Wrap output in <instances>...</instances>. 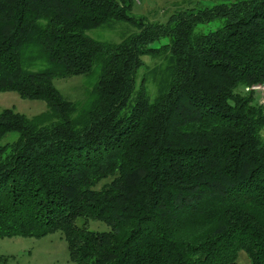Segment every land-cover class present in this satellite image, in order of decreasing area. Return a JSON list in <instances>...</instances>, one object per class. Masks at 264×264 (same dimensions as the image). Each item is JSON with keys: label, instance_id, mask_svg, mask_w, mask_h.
<instances>
[{"label": "trees", "instance_id": "16d2710c", "mask_svg": "<svg viewBox=\"0 0 264 264\" xmlns=\"http://www.w3.org/2000/svg\"><path fill=\"white\" fill-rule=\"evenodd\" d=\"M133 4L0 0V91L48 107L0 110V237L59 231L80 264H264V104L250 89L264 85V0L164 22ZM115 22L132 29L119 41L87 33ZM28 51L47 66L25 68ZM95 65L80 110L53 80Z\"/></svg>", "mask_w": 264, "mask_h": 264}, {"label": "rangeland", "instance_id": "374dc122", "mask_svg": "<svg viewBox=\"0 0 264 264\" xmlns=\"http://www.w3.org/2000/svg\"><path fill=\"white\" fill-rule=\"evenodd\" d=\"M232 0H134L132 13L135 15L146 16L149 20L164 22L168 16L179 9L198 10L205 6H211L220 2H229ZM222 20L215 19L207 23L200 24L198 31L208 32L221 26ZM131 26L124 22H115L111 26H105L97 29H91L87 33L96 39L102 41H119L130 31ZM159 45V42L153 44ZM148 64V69L141 68L138 72V81L144 73L148 77V93L150 99L154 98L156 85L152 79L155 75V68H152V60L148 56L144 57ZM23 65L31 70L43 69L47 66L46 61L40 56H34V53L28 51L23 57ZM162 68V69H161ZM160 71L163 72L164 65ZM159 71V73H160ZM99 65H95L90 74L71 77H57L54 85L69 100L80 104V110L89 106L92 99L89 96L97 81ZM253 89V88H252ZM256 91V102L264 104V88L253 89ZM10 108L14 111L23 113L28 117L35 116L45 112L48 107L44 100L25 99L14 91H0V110ZM16 133L9 132L1 142L11 141L16 138ZM261 136L264 140V128L261 130ZM81 223V219L78 221ZM88 227L94 230H106L104 223L95 220H89ZM238 261L241 264H250V259L245 252H240ZM0 264H80L73 260L68 252L65 240L61 237L59 231L51 232L45 236H4L0 237Z\"/></svg>", "mask_w": 264, "mask_h": 264}, {"label": "built area", "instance_id": "2783aa9c", "mask_svg": "<svg viewBox=\"0 0 264 264\" xmlns=\"http://www.w3.org/2000/svg\"><path fill=\"white\" fill-rule=\"evenodd\" d=\"M263 86V88H264V85H252L251 87H250V89H255V88H260V87H262ZM248 89V88H247Z\"/></svg>", "mask_w": 264, "mask_h": 264}]
</instances>
